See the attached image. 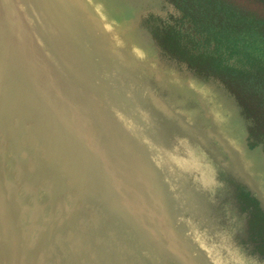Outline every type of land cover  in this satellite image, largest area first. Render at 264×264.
<instances>
[{"label":"rangeland","instance_id":"rangeland-1","mask_svg":"<svg viewBox=\"0 0 264 264\" xmlns=\"http://www.w3.org/2000/svg\"><path fill=\"white\" fill-rule=\"evenodd\" d=\"M29 2L33 9L49 0ZM59 3L76 21L66 30L77 32L94 65L103 61L92 71L103 81L92 79L99 84L91 91L127 134L114 138L156 167L197 246L214 264H264V0ZM233 155L247 164L242 176L224 166L232 168ZM5 170L16 184L18 169Z\"/></svg>","mask_w":264,"mask_h":264},{"label":"water","instance_id":"water-1","mask_svg":"<svg viewBox=\"0 0 264 264\" xmlns=\"http://www.w3.org/2000/svg\"><path fill=\"white\" fill-rule=\"evenodd\" d=\"M54 1L0 0V264H214L156 167L114 138L127 134L91 91L101 67ZM236 159L224 166L242 176Z\"/></svg>","mask_w":264,"mask_h":264},{"label":"bare ground","instance_id":"bare-ground-1","mask_svg":"<svg viewBox=\"0 0 264 264\" xmlns=\"http://www.w3.org/2000/svg\"><path fill=\"white\" fill-rule=\"evenodd\" d=\"M78 1H79V0H78ZM86 3H87V2H86ZM77 4H78V3H77ZM82 4H84V3L82 2ZM89 4H91V3L89 2ZM24 5H25L26 8H30V3H28L27 1L24 2ZM92 5H93V4H92ZM92 5H90V6H92ZM85 7H86V6H85ZM88 8H89V7H88ZM92 8H93V7H92ZM92 8H91V9H92ZM92 10H93V9H92ZM93 11H94V10H93ZM95 12H96V11H95ZM93 13H94V12H93ZM97 14H98V12H97ZM91 15H92V14H91ZM97 16H98V15H97ZM98 18H99V17H98ZM99 20H100V19H99ZM99 20H98V21H99ZM93 26H95V25H93ZM93 26H92V27H93ZM90 27H91V26H90ZM133 28H134V26H133ZM96 29H97V28H96ZM83 30H84V29H83ZM97 30H98V29H97ZM92 31H95V30L92 29ZM99 32H100V31H99ZM91 33H94V32H91ZM97 35H98V37H99L100 34H97ZM80 36H82V35H80ZM93 36H95V34H94ZM100 36H101V35H100ZM95 39H96V38H95ZM103 39H104V38H103ZM97 40H98V39H97ZM104 40H107V39H104ZM86 41H87V40H86ZM99 42H101V41H99ZM130 42H131V41H130ZM109 43H110V42H109ZM131 43H132V42H131ZM95 44H96V43H95ZM107 44H108V43H107ZM103 45H105V44H103ZM113 45H114V44H113ZM113 45H112V46H113ZM130 45H131V44H130ZM105 46H106V45H105ZM107 46H108V45H107ZM101 47H104V46H101ZM114 47H115V46H114ZM130 48H132V47H130ZM95 50H96V49H95ZM118 50H119V49H118ZM102 51H103V50H102ZM102 51H101V52H102ZM103 52H104V51H103ZM118 54H119V53H118ZM120 54H122V53H120ZM101 55H102V54H101ZM101 55H100V56H101ZM122 55H123V54H122ZM90 56H92V55H90ZM102 57H103V56H102ZM111 57H112V56H111ZM92 58H93V57H92ZM108 58H109V57H108ZM125 58H126V57H125ZM125 58H124V59H125ZM100 59H101V58H100ZM126 59H127V58H126ZM94 60H95V59H94ZM133 60L135 61V59H133ZM154 60H155V59H154ZM127 61H128V60H127ZM102 62H103V61H102ZM102 62H100V63H102ZM116 62H117V61H116ZM136 62H137V61H136ZM100 63H99V64H100ZM117 63H118V62H117ZM131 63H132V62H131ZM147 63H148V62H147ZM152 63H153V62H152ZM99 64H98V65H99ZM100 65H101V64H100ZM109 65H110V64H109ZM140 65H141V64H140ZM149 65H150V64H149ZM151 65H152V64H151ZM130 66H131V65H130ZM130 66H129V67H130ZM143 66H144V65H143ZM146 66H148V64H147ZM154 66H155V65H154ZM114 67H115V66H114ZM123 67H124V66H123ZM134 67H135V66H134ZM141 68H142V67H141ZM141 68H140V69H141ZM128 69H132V68H128ZM98 70H100V69H98ZM101 70H102V69H101ZM138 70H139V69H138ZM158 70H159V69H158ZM108 71H109V70H108ZM141 71H142V69H141ZM146 71H147V70H146ZM168 71H169V70H168ZM109 72H110V71H109ZM139 73H140V75H141V72H140V71H139ZM162 73L165 74L166 72L164 73V72L162 71ZM143 74H144V73H143ZM147 74H148V73H147ZM166 74H167V73H166ZM154 75H155V74H154ZM169 75H172V74H169ZM147 76H148V75H147ZM138 77H139V76H138ZM138 77H137V79H138ZM172 77H173V76H172ZM133 78H134V77H133ZM174 78L176 79V77H174ZM191 78H192V77H191ZM126 79H127V78H126ZM137 79H136V80H137ZM145 79H146V78H144V80H145ZM157 79H158V78H157ZM100 80H102V79H100ZM100 80H99V81H100ZM142 80H143V79H142ZM142 80H141V81H142ZM178 80H179V79H178ZM102 81H103V80H102ZM187 81H188V80H187ZM105 82H106V81H105ZM111 82H112V81H111ZM146 82H147V81H146ZM185 82H186V81H185ZM144 83H145V82H144ZM161 83H162V82H161ZM171 83H172V82H171ZM102 84H103V83H102ZM137 84H139V83H137ZM167 84H169V83H167ZM178 85H180V84H178ZM176 86H177V84H176ZM100 87H101V86H100ZM142 87H143V86H142ZM168 87H169V85H168ZM172 87H174V86H172ZM186 87H187V86H186ZM178 88H179V87H178ZM193 88H194V87H193ZM163 89H164V88H163ZM168 89H169V88H168ZM183 89H184V88H183ZM171 90H172V89H171ZM100 91H101V90H100ZM100 91H99V92H100ZM102 91H103V89H102ZM167 91H168V90H167ZM177 91H178V90H177ZM185 92H186V91H185ZM195 94H196V93H195ZM225 94H226V93H225ZM189 95H190V93H189ZM211 95H212V94H211ZM231 99H232V98H231ZM214 100H216V99H214ZM232 100H233V99H232ZM117 101H118V100H117ZM153 101H154V100H153ZM216 103H217V102H216ZM220 104H222V103H220ZM220 104H219V105H220ZM216 105H217V104H216ZM173 107H174V106H173ZM220 107H221V106H220ZM220 107H219V108H220ZM219 108H218V111L221 110V109H219ZM173 109H174V108H173ZM159 110H160V109H159ZM226 111H227V110H226ZM226 111H225V112H226ZM174 112H175V111H174ZM222 112H223V110L221 111V113H222ZM164 113H165V112H164ZM190 114H191V113H190ZM193 114H194V113H193ZM203 115H204V114H203ZM217 115H218V114H217ZM175 116H177V115H175ZM204 116H205V115H204ZM207 116H208V115H207ZM222 116H223V115H221V117H222ZM192 119H194V118H192ZM187 120H188V119H187ZM214 120H215L216 125H217L218 122H219V120H220V119H219V115H218V116L216 117V119H214ZM226 122H227L228 127H229V130H230V126H231L230 121L228 120V121H226ZM188 123H189V122H188ZM191 123H192V122H191ZM179 126H182V125H179ZM193 126H194V125H193ZM188 128H189V127H188ZM217 129H218V128H217ZM218 130H219V129H218ZM226 130H227V129H226ZM245 139H246V138H245ZM174 166H175V165H174ZM13 171H14V170H13ZM15 177H16V176H15ZM9 178H10V177H9ZM8 181H9V180H8ZM99 220H100V219H99ZM235 263H236V262H235ZM235 263H234V264H235ZM237 263H238V262H237ZM242 264H243V263H242Z\"/></svg>","mask_w":264,"mask_h":264}]
</instances>
